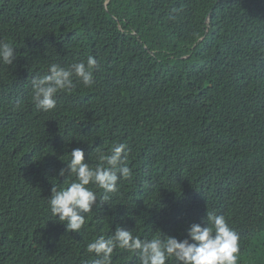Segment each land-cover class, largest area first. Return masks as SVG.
Segmentation results:
<instances>
[{"label":"trees","instance_id":"trees-1","mask_svg":"<svg viewBox=\"0 0 264 264\" xmlns=\"http://www.w3.org/2000/svg\"><path fill=\"white\" fill-rule=\"evenodd\" d=\"M0 39L16 49L0 63V264H91L118 225L178 235L206 207L240 231L237 264H264V0H0ZM89 55L94 83L38 110L32 80ZM113 144L131 175L67 231L48 206L73 179L59 170Z\"/></svg>","mask_w":264,"mask_h":264},{"label":"clouds","instance_id":"clouds-1","mask_svg":"<svg viewBox=\"0 0 264 264\" xmlns=\"http://www.w3.org/2000/svg\"><path fill=\"white\" fill-rule=\"evenodd\" d=\"M107 7V1L104 3ZM16 49L10 41L0 39V63L12 65ZM96 59L89 55L86 61L68 66L50 64L44 75L32 80V100L38 110L49 112L56 107L59 92L74 90V78L84 87L94 83L93 72ZM77 92V91H76ZM127 151L124 144H113L108 153L97 150L98 163L86 162L85 152L74 148L67 159L66 167L59 176L72 177L66 186H53L48 200L50 213L67 231L78 232L85 224V215L98 203L105 202L106 213L110 211V193L118 191V181L128 178L131 170L126 165ZM94 189H102L100 195ZM117 210L120 212L119 207ZM206 218L191 222L178 235H169L157 229L151 238L133 235L123 225L114 228V233L105 238H94L87 244V252L94 253L91 264H112L114 250H124L135 256L139 264H237L241 249V233L227 224L224 216L216 215L206 207Z\"/></svg>","mask_w":264,"mask_h":264}]
</instances>
